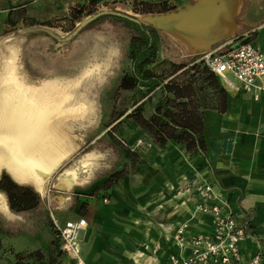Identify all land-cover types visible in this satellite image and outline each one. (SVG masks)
<instances>
[{"label":"crops","instance_id":"crops-1","mask_svg":"<svg viewBox=\"0 0 264 264\" xmlns=\"http://www.w3.org/2000/svg\"><path fill=\"white\" fill-rule=\"evenodd\" d=\"M138 1L150 0H28L18 5V8L8 2L7 7L0 8V21L8 27L9 13L23 8V16L27 17L24 21L46 20L56 14L67 12L71 6L89 2H92L91 6H111L134 14L132 6ZM194 1L153 0L150 2L166 3L168 6H175L173 10H176ZM235 2L236 9H228V12L221 16L222 22L219 26L222 28L225 26L226 32H223L226 34L225 38L220 40V36L217 35L212 40H204L202 37L174 30H160L158 59L189 63L192 58L220 44L235 46L240 42H250L264 49V0H235ZM19 19H9V22H16L13 28ZM8 33L11 32L8 31ZM67 79L69 78L58 75H41L38 78L24 74L0 75V94L7 93V89L17 88L19 91L26 89L27 98L30 100L32 94L29 95V92H35L42 84L47 83L45 88L48 87L53 91L55 98H61L66 95L67 88L76 85L75 80ZM216 80L224 88L217 77ZM224 90L226 92L224 105L213 99L210 106L202 108V135L205 145L202 154L188 151L183 145L173 140H169L165 146H156L153 142H148L149 147L137 148L141 155L136 171L125 174L111 185L108 188L109 193L107 192L101 198L93 197L87 200L85 206L81 198L76 200V194L68 196L64 192L90 186L106 175L118 162L115 165L111 164V167L110 162L104 159L107 163L97 166V154L92 153L88 155L85 162L69 164L66 158L76 142L72 130L61 137V142H46L47 145H44L43 150H41L43 146L40 145L34 156L42 161L41 165L28 164L23 152L19 155L13 148L11 149L13 145L7 146L13 143L0 142V174L3 171L8 173L15 182L32 187L40 196L35 208L14 211L9 207L7 195L0 190V264L14 263L16 254L33 251L41 252V257H38L35 262L44 264L49 262L45 260L49 251L48 247L56 244L54 242L57 240L60 248V242L48 212L49 205L60 224L80 217L86 219L87 225L81 250L85 249V245L88 248L92 245L94 222H102L106 216L113 214L119 216L120 213H124L126 207L138 211L152 209L155 213L162 215L165 226L162 230H152L156 256L147 258L145 264H157L158 259L161 261L160 264H164L169 254H178L181 251L173 240L175 228L181 223H188L187 236L211 230L210 217L194 210L198 185L204 182L212 186L217 198L225 203V209L234 216L236 221L246 227V236L240 242L242 260L239 264H245L255 254H260L264 259V103L254 102L250 95L244 92H230L225 88ZM67 95L73 99L76 97L75 92L67 93ZM159 95V90L155 89L138 99L135 105L150 102L149 116L153 111V103ZM63 99L61 110L65 109ZM50 115L54 116L53 113ZM130 119L133 131L128 137L131 139L142 137L141 126L134 119ZM7 126L11 129L14 127L5 120L1 122L0 134L3 130L1 128ZM49 143L51 146L48 145ZM65 145L68 146L66 154ZM63 170V179L58 180V174ZM182 178L185 185L182 188L185 190L181 193L174 195L176 191L166 188L169 183L172 185L182 183ZM51 181L53 189H50L48 197L44 198L42 192L48 184L51 185ZM51 191L54 192L52 199L49 197ZM103 198H107V202H104ZM160 205L162 208L159 207ZM135 245L137 244L130 237V240L126 242L127 251L124 250V252L128 253L130 249L135 250ZM60 251L62 255H66L61 248ZM188 251L187 246L185 252ZM144 255L143 250H138L133 257H127L123 264H134L136 261L132 259L142 258ZM29 261L33 262L34 259Z\"/></svg>","mask_w":264,"mask_h":264},{"label":"rangeland","instance_id":"rangeland-1","mask_svg":"<svg viewBox=\"0 0 264 264\" xmlns=\"http://www.w3.org/2000/svg\"><path fill=\"white\" fill-rule=\"evenodd\" d=\"M27 1L0 0V8L7 7L8 2L12 6L17 7ZM80 5L76 4L74 6L77 8ZM84 5L87 8L83 12L84 17L81 20L91 15L89 14L90 12L94 13L101 9L113 8L101 5L91 6L89 3ZM74 6H71L67 12L56 14L46 20L34 19L35 21L32 25L29 21H24L27 17L22 16L11 33H8V27L3 24L4 22L0 21V75L24 74L33 78H38L41 75H58L69 78L67 79L68 81L75 80L77 84L79 81L87 80V77L91 74L87 87L89 88L90 100L95 108L92 116L93 120L90 121V125L85 123L86 125H76V127L72 128V135H75L76 142L66 159H68L67 162L69 164H78L79 162H85L88 155L94 153L97 154L98 158L97 166L107 162H110V166L118 163L106 175L90 186L85 188L78 187L64 192L68 196L76 194V200L81 198L85 206L87 200L93 197L101 198L107 192L109 193V189L103 187L102 183L111 171L122 168H125V174L136 171L141 152L137 149H130V146L131 142H135L138 138L135 139L136 137H134L131 139L128 137L133 131L130 126V118L132 117L123 114L138 110L148 118L150 116H148V110L151 103H145V106L143 104L137 106L135 104L139 99V91L117 89L118 79L122 71L126 70L129 65V61L126 58L129 34L121 22L104 20L96 23L82 31L71 43L66 45H59L44 35L33 33L37 30L46 29L70 34L72 29H70L71 20L69 13ZM19 10L14 11L17 12ZM136 15L142 14L136 13ZM80 21L75 24L78 25ZM44 22L47 25L43 24ZM32 30L35 31L31 32ZM82 89V87L77 86L76 93H78V90L82 91ZM70 105L74 104L71 103ZM117 120L119 121L117 122ZM45 125V123H40L39 127L49 133ZM1 129L5 131H1L0 142H18L16 135L14 137L10 135L13 132L10 126ZM141 129L142 138L150 139L151 141L149 142H153L158 146L150 134L144 128L141 127ZM20 136L26 142L38 141L36 139L37 136H34V133H28V131ZM126 150L136 152L138 155L137 159L125 153ZM63 176L64 170L58 174L57 179H63ZM183 178L182 183L178 182L176 185L169 183L166 188L170 191H176L174 195L181 193L185 190L182 188L185 186L183 185ZM50 183L51 185L48 184L47 188L42 192L44 198H47L48 191L53 189V182L51 181ZM53 193L52 191L50 192V199H52ZM159 207L162 208L161 205ZM153 212L152 209L138 211L137 209L126 207L124 213H120L119 216L113 214L106 216L102 222H94L92 224L94 228L92 245L89 248L85 245V249L81 250L85 260L89 264H123L127 257H133L138 250H143L145 255L142 258L132 259L136 261L134 264H145L147 258L155 257V241L151 232L152 230H162L165 222H163L162 215ZM54 215L56 214L54 213ZM130 237L138 246L135 245V250L130 249L126 253L124 250L127 251L125 249L126 242L130 240ZM54 243L56 244L48 247L49 251L45 260L53 262V264H57V262L58 264H72L66 255H62L57 240ZM156 261L157 264L161 263L159 259Z\"/></svg>","mask_w":264,"mask_h":264},{"label":"trees","instance_id":"trees-1","mask_svg":"<svg viewBox=\"0 0 264 264\" xmlns=\"http://www.w3.org/2000/svg\"><path fill=\"white\" fill-rule=\"evenodd\" d=\"M91 3L89 2L90 5ZM86 8L82 4L71 9L69 13L70 29L73 30L76 26L75 23L84 17L83 12ZM173 9H175V6H168L166 3L138 1L134 2L132 6L134 14L116 8H109L106 12L89 21L77 34L69 39L66 38L68 34L60 33L57 30L44 29L36 32L32 30L31 32L44 35L59 45H66L71 43L82 31L96 23L104 20L121 22L129 34L126 48V58L129 65L126 70L122 71L118 79L117 89L137 90L139 91V99L155 89H158L160 93L153 103V111L148 118L138 110H134L126 116L132 117L138 122L158 146H165L169 140H173L183 145L188 151H196L202 154L205 148L202 135V108L210 106L213 99L224 105L226 92L218 84L215 75L201 61H196L197 57L192 58L190 64L185 62L176 63L167 59L159 60L157 53L160 30L149 23L135 19L136 13H162ZM23 13L24 9L9 13L7 25L10 28L8 31L12 32L16 23L9 21L22 17ZM89 14H93V12ZM33 23L30 20V24ZM43 24L47 25L45 22ZM172 75L173 77H171ZM125 153L137 159L136 152L126 150ZM125 172V168L111 171L103 180L102 186L109 188L121 179ZM0 190L5 192L9 207L14 211L33 209L40 200L39 193L32 187L18 184L4 171L0 174ZM40 254V251L18 253L13 264H44L43 262H35L38 257H41ZM32 258L34 261H29ZM48 264L52 263L48 262Z\"/></svg>","mask_w":264,"mask_h":264},{"label":"built area","instance_id":"built-area-1","mask_svg":"<svg viewBox=\"0 0 264 264\" xmlns=\"http://www.w3.org/2000/svg\"><path fill=\"white\" fill-rule=\"evenodd\" d=\"M197 61H201L226 90L244 92L254 102L264 103V49L250 42H240L235 46L220 44L202 52ZM148 142L140 137L130 149L149 147ZM197 190L194 210L210 217L211 230L187 236L188 223H181L173 233V240L181 251L169 254L164 264H239L242 260L240 242L246 236V227L225 209V203L217 198L211 185L204 182L198 185ZM103 201L107 202V198H103ZM48 212L60 248L72 264H89L81 253L86 219L80 217L60 224L50 205ZM187 246L189 251L185 252ZM262 263V256L255 254L245 264Z\"/></svg>","mask_w":264,"mask_h":264},{"label":"bare ground","instance_id":"bare-ground-1","mask_svg":"<svg viewBox=\"0 0 264 264\" xmlns=\"http://www.w3.org/2000/svg\"><path fill=\"white\" fill-rule=\"evenodd\" d=\"M235 4V0L226 1L227 8L230 10L236 9ZM90 75L87 77V80L83 82L77 81L78 83L76 85L74 84L76 87H82V91L78 90V93H76V87L70 86L66 90V95L61 98H55L53 96L54 92L48 87L45 88L47 83L42 84L40 86L41 88L39 87L35 92L30 91L29 95L30 93L32 94L30 100L27 98L28 91L26 89L21 91L17 88L11 90L7 89V93L0 94V123L4 122V120L11 123L14 127L12 129L13 132L10 133V135L12 137L16 135V138L18 139V142H11L13 144H7V146L9 147L10 145H13V147L11 146V149L13 148L14 151H16L15 153L19 154L20 152H23L22 154L23 156H26V162L28 164L33 163L36 165L39 163L41 165L42 161L37 160L34 156V153H37L39 150L40 145L43 146L41 147V150H43L44 145H47L46 142H61V137L66 136V134L70 132V130H73L72 128L76 127V125H82L85 123L89 124L90 121L93 120L92 116L95 112L94 104L89 97V88L87 87L90 82ZM71 92L76 93L74 99L69 98L67 95V93ZM62 99L65 107L64 110H61ZM71 103L74 105H69ZM52 113L54 116L50 115ZM40 123L46 124L45 126H47V131L49 133H47L45 129L39 127ZM27 131L28 133H34V136H37L36 139L38 141H24L20 135ZM48 145L51 146V143ZM65 147L66 154L68 146L65 145ZM60 148H62V146H60ZM49 161L51 162V159H49Z\"/></svg>","mask_w":264,"mask_h":264},{"label":"water","instance_id":"water-1","mask_svg":"<svg viewBox=\"0 0 264 264\" xmlns=\"http://www.w3.org/2000/svg\"><path fill=\"white\" fill-rule=\"evenodd\" d=\"M226 1L227 0H195L176 10L162 13H147L142 16L135 15V19L149 23L159 30H174L179 33L202 37L204 40H212L218 35L221 40L226 36V34L223 33L226 32L225 26L223 28L219 26L222 22L221 16L228 12ZM106 11L107 9L97 11L81 20L66 38L69 39L77 34V32L89 21Z\"/></svg>","mask_w":264,"mask_h":264}]
</instances>
